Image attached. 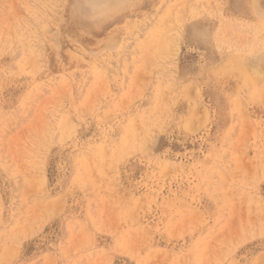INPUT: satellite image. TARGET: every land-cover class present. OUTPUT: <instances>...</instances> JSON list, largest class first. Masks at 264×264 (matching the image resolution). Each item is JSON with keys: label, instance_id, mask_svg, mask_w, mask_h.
Returning <instances> with one entry per match:
<instances>
[{"label": "rangeland", "instance_id": "374dc122", "mask_svg": "<svg viewBox=\"0 0 264 264\" xmlns=\"http://www.w3.org/2000/svg\"><path fill=\"white\" fill-rule=\"evenodd\" d=\"M0 264H264V0H0Z\"/></svg>", "mask_w": 264, "mask_h": 264}, {"label": "bare ground", "instance_id": "6f19581e", "mask_svg": "<svg viewBox=\"0 0 264 264\" xmlns=\"http://www.w3.org/2000/svg\"><path fill=\"white\" fill-rule=\"evenodd\" d=\"M96 35V34H95ZM98 35V34H97ZM78 50V49H77ZM131 57V56H130ZM254 64V63H253Z\"/></svg>", "mask_w": 264, "mask_h": 264}]
</instances>
